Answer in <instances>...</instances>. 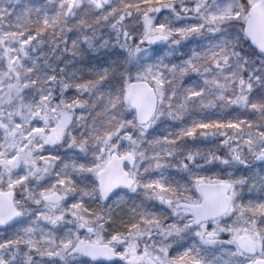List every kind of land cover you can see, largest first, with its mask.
Instances as JSON below:
<instances>
[{
    "label": "snow or ice",
    "instance_id": "obj_1",
    "mask_svg": "<svg viewBox=\"0 0 264 264\" xmlns=\"http://www.w3.org/2000/svg\"><path fill=\"white\" fill-rule=\"evenodd\" d=\"M0 264H264V0H0Z\"/></svg>",
    "mask_w": 264,
    "mask_h": 264
}]
</instances>
